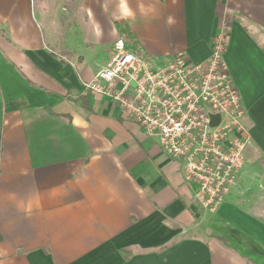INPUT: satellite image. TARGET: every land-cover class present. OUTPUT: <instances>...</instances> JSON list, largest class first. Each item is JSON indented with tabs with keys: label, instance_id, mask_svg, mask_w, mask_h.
I'll use <instances>...</instances> for the list:
<instances>
[{
	"label": "crops",
	"instance_id": "obj_1",
	"mask_svg": "<svg viewBox=\"0 0 264 264\" xmlns=\"http://www.w3.org/2000/svg\"><path fill=\"white\" fill-rule=\"evenodd\" d=\"M129 5L0 0V264H264V0ZM222 29L250 144L212 215L182 162L85 84L119 40L203 63Z\"/></svg>",
	"mask_w": 264,
	"mask_h": 264
},
{
	"label": "built area",
	"instance_id": "obj_2",
	"mask_svg": "<svg viewBox=\"0 0 264 264\" xmlns=\"http://www.w3.org/2000/svg\"><path fill=\"white\" fill-rule=\"evenodd\" d=\"M227 40L222 29L203 63L179 54L158 64L129 51L122 39L106 66L85 84L182 162L195 203L212 215L236 186L250 144L244 137L246 109L224 58Z\"/></svg>",
	"mask_w": 264,
	"mask_h": 264
},
{
	"label": "clouds",
	"instance_id": "obj_3",
	"mask_svg": "<svg viewBox=\"0 0 264 264\" xmlns=\"http://www.w3.org/2000/svg\"><path fill=\"white\" fill-rule=\"evenodd\" d=\"M138 7L143 11L144 5L141 3ZM119 13L123 18L134 17V12L129 5V0H119Z\"/></svg>",
	"mask_w": 264,
	"mask_h": 264
},
{
	"label": "trees",
	"instance_id": "obj_4",
	"mask_svg": "<svg viewBox=\"0 0 264 264\" xmlns=\"http://www.w3.org/2000/svg\"><path fill=\"white\" fill-rule=\"evenodd\" d=\"M87 99V97H85L83 100H86Z\"/></svg>",
	"mask_w": 264,
	"mask_h": 264
}]
</instances>
